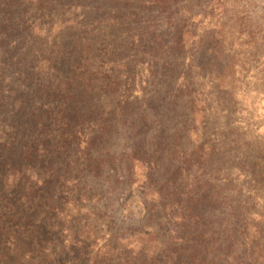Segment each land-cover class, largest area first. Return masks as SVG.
Masks as SVG:
<instances>
[{"label": "trees", "instance_id": "1", "mask_svg": "<svg viewBox=\"0 0 264 264\" xmlns=\"http://www.w3.org/2000/svg\"><path fill=\"white\" fill-rule=\"evenodd\" d=\"M13 1L0 4V264H264V160L240 142L227 156L207 136L206 90L200 71L181 68L185 45L170 60L161 52L174 41L156 49L134 28L181 0H32L30 12ZM102 23L126 43L95 36ZM225 61L211 58V69L223 64L206 83L226 89ZM178 110L159 147L153 133ZM114 162L126 182L106 172ZM140 170L145 218L117 225L119 186Z\"/></svg>", "mask_w": 264, "mask_h": 264}, {"label": "rangeland", "instance_id": "2", "mask_svg": "<svg viewBox=\"0 0 264 264\" xmlns=\"http://www.w3.org/2000/svg\"><path fill=\"white\" fill-rule=\"evenodd\" d=\"M79 1L85 3L88 0ZM40 2L43 7H52L46 0ZM88 2L87 7L95 4L102 8L127 7L121 0ZM4 3H8L9 10L14 1L0 0V4ZM23 5L29 12L34 6L32 0H26ZM136 6L139 7L138 4ZM81 12L77 11V15ZM141 18L146 24L144 26L139 24L134 28L141 29L146 34L144 40L148 45L154 44L157 49L159 44L166 46L165 44L171 45V40L172 43L174 41V50L169 46L167 49L163 48L161 53L165 52L170 60H175V55L180 56V53H177L178 47L184 44L186 49L185 53L181 54L185 55L181 68L193 78L200 71L196 87L198 89L204 87L206 90L205 102L209 111L206 116L207 136L211 139L216 138L227 156H234V148L240 142L238 145H246L252 158L259 157L264 160V0H181V3H177L166 12L147 11ZM96 26L97 31L94 35H98L100 40L109 38V44L116 41L126 43L124 38H121V33L113 32L106 23ZM27 35L29 36V33ZM41 37L34 32L31 47L36 44L35 42H39ZM24 46L29 52V38L26 39ZM151 56L152 53L147 57L148 60ZM218 56L224 57L225 63L228 64L221 79V85L226 89H219L210 82L206 83V80L211 78L208 77V72L220 69L223 64L220 66L219 62H214L212 69L209 67L211 58ZM189 63L191 65L187 67ZM200 77L203 79L200 80ZM150 94L153 95L148 100L153 102V108L165 117L167 109H163L162 103L159 102L163 92H157L156 88L152 87ZM178 115H181L179 110L167 128L165 125L166 130L165 128L162 130L164 132L153 133L159 147L169 143L168 130L175 117L181 120ZM117 146L120 154L121 144ZM223 160L224 158H221L219 162ZM106 172H112L125 181V171L121 163H111ZM141 174L140 170L131 177L130 180L134 182L131 186L125 183L126 181L119 186L113 212V221L117 225L139 226L145 218L146 208L138 189L139 184L137 185V182L141 181Z\"/></svg>", "mask_w": 264, "mask_h": 264}]
</instances>
